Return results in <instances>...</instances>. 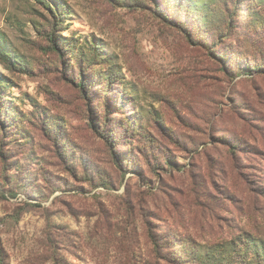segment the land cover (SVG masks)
Here are the masks:
<instances>
[{
  "label": "rangeland",
  "instance_id": "rangeland-1",
  "mask_svg": "<svg viewBox=\"0 0 264 264\" xmlns=\"http://www.w3.org/2000/svg\"><path fill=\"white\" fill-rule=\"evenodd\" d=\"M60 1L63 60L45 37L56 1L0 0V48L19 63L0 56L3 264H172L173 236L264 241V0H158L190 26L231 17L197 47L149 0ZM90 46L98 64L77 63Z\"/></svg>",
  "mask_w": 264,
  "mask_h": 264
},
{
  "label": "trees",
  "instance_id": "trees-1",
  "mask_svg": "<svg viewBox=\"0 0 264 264\" xmlns=\"http://www.w3.org/2000/svg\"><path fill=\"white\" fill-rule=\"evenodd\" d=\"M54 1L56 2L54 5V12L52 13V29L45 35V37L49 44L48 46L50 50L53 51L61 60H63L64 52H70V54H74L75 49L70 41H63L60 35H57L56 33V31L60 30H58V28L61 26L63 20L66 19L64 15L67 14V8L60 0ZM149 1L154 7V12H163L161 11L164 10L162 2H158V0ZM238 1L241 4V0ZM253 1L257 0H248L247 3H243L242 5L244 6V8L248 6L249 10V6ZM177 2H180V0H178ZM185 9L190 11L188 6H185ZM234 9L238 11L243 10L246 12V9H240L237 4L236 6L234 4ZM161 14V18L163 20L167 21L172 27L179 29L183 33L187 41L191 45L196 47L204 46V44L207 45V42L205 40H209V44L214 45V40L219 37L226 38L228 36L227 33L231 32L233 29V27L231 26V17L226 14L223 16V19H221L217 24L214 23V21H209L208 19H210V17L206 18L201 16L202 21L198 19L191 26L177 19H173L171 15L165 12ZM195 31H200V33H195ZM100 53L101 51H99V48L90 46L88 47L87 53H85L83 50L78 53L79 55L75 57L77 58L76 62L78 63L77 60H79V63L85 62L87 64H90V66H96L98 64L97 61L100 57ZM216 54L221 61L222 66H224L223 62H225V58L227 59L226 55L224 53L221 54L217 52ZM0 56L10 65V67L14 68L16 66V63L19 64L13 59L11 55L6 52V50L1 48ZM250 67L254 68L252 70L253 72H258L263 68L259 64H253ZM234 72L236 74H240V71L237 69V67H234ZM88 76L89 75H85L83 73V70L80 69L78 76L74 79V81L70 79L75 83V86L83 94L88 93L89 90L88 87L90 86V83L88 80ZM111 77L106 75V77L102 78V80L107 82L106 84L109 85L111 79H113V77ZM108 92L109 90H105L106 94L104 95V98L108 96ZM9 111V108L5 107L4 103L0 106V118L2 117L3 120L0 121V124L3 127V130L4 127H11L12 125L7 117V115H9ZM97 133L100 137L105 138L103 137L105 134L104 130L98 129ZM11 196L14 197L15 194H11ZM149 237L156 254L159 253L160 244L152 234ZM172 239L174 240L175 244L173 243ZM168 244H171V251L168 253L170 258L166 260L168 262H171L172 264H264V241L258 236L252 235L249 232L240 233L228 240H222L220 242H212L203 245L198 244L197 241L193 239H189V237L185 238L173 236L169 239ZM172 248H174L173 251ZM0 264H3L1 255Z\"/></svg>",
  "mask_w": 264,
  "mask_h": 264
}]
</instances>
